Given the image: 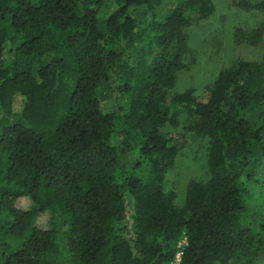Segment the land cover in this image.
Masks as SVG:
<instances>
[{
    "label": "trees",
    "instance_id": "trees-1",
    "mask_svg": "<svg viewBox=\"0 0 264 264\" xmlns=\"http://www.w3.org/2000/svg\"><path fill=\"white\" fill-rule=\"evenodd\" d=\"M163 1L0 0V264L264 256V54L235 61L204 100L172 97L183 130L210 141V179L190 182L179 209L164 182L185 139L164 132L167 92L188 28L215 8L182 0L163 14ZM233 4L264 12V0ZM235 37L256 47L264 25Z\"/></svg>",
    "mask_w": 264,
    "mask_h": 264
},
{
    "label": "rangeland",
    "instance_id": "rangeland-1",
    "mask_svg": "<svg viewBox=\"0 0 264 264\" xmlns=\"http://www.w3.org/2000/svg\"><path fill=\"white\" fill-rule=\"evenodd\" d=\"M212 1L215 12L206 20L192 23L187 30L189 53L185 58L186 68L176 75L175 87L167 92L166 107L172 117V123L165 127L164 132L183 136L185 146L167 174L164 189L167 193L175 194V204L181 210L186 206L190 182H205L210 179V141L183 130L188 121V112L185 106H175L172 97L192 90L197 99L204 100L207 96L206 89L235 61H260L264 54V37L256 47L246 42L239 43L235 37L237 30L251 33L262 27L264 12L241 11L233 4L239 0ZM247 1L255 3L263 0ZM181 2L182 0H164L163 14H167ZM110 11H113L112 7L104 11V15L110 14ZM23 202L22 205L25 204ZM41 220L43 223L47 222L46 218ZM58 245L65 253L64 235H61ZM185 245L186 240H183L180 246ZM257 264H264L263 255L257 260Z\"/></svg>",
    "mask_w": 264,
    "mask_h": 264
},
{
    "label": "built area",
    "instance_id": "built-area-1",
    "mask_svg": "<svg viewBox=\"0 0 264 264\" xmlns=\"http://www.w3.org/2000/svg\"><path fill=\"white\" fill-rule=\"evenodd\" d=\"M181 256H182V253L179 251L176 254V257H175L174 262L172 264H181Z\"/></svg>",
    "mask_w": 264,
    "mask_h": 264
}]
</instances>
